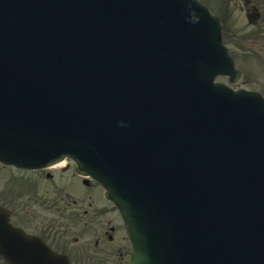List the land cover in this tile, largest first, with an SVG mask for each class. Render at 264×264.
Returning <instances> with one entry per match:
<instances>
[{
    "label": "water",
    "instance_id": "water-1",
    "mask_svg": "<svg viewBox=\"0 0 264 264\" xmlns=\"http://www.w3.org/2000/svg\"><path fill=\"white\" fill-rule=\"evenodd\" d=\"M139 1L143 0H115L114 19L126 18L132 21L142 33L147 26L158 30L157 21H149L139 16ZM16 3L18 0H0V52L8 54L11 51L17 52L16 49L27 53H32V50L45 53L55 51L52 45L45 44L35 33L19 30V16L23 13L13 8ZM150 5L151 3H148V8ZM170 33L174 34L173 42L179 46L177 56L169 58V67H173L171 76L169 81L165 79V84L160 85L159 82L161 88L157 100L146 99L144 105L152 103L155 106L149 118L146 117L149 110L136 111V117L140 121L141 118L148 120L146 129L140 131L147 133L138 137H125L124 133L119 148L110 154L111 159L119 166L127 164V159L137 158L133 170H113L117 179L97 165V170H92L79 161L82 156L76 149L79 148L76 136L64 137L57 142L49 137L42 140L45 141L43 144L31 138L28 129H16V103L19 106L18 111L26 115L43 114L46 111L33 108L28 99L23 98L7 104V98H0V104L3 105L0 106V157L11 159L13 156L20 163L31 165L40 164L41 159L45 158L55 160L68 152L79 158L80 169L88 171L105 184L108 189L106 194L121 208L132 240L131 260L126 264H206V257L211 255L210 249L219 250L220 245H239L240 237L228 229L226 220L225 224H218V214L223 212L221 223L226 219L230 208L237 209L246 202L252 207L241 211L238 221L235 219V223L244 225L251 213L257 212L251 203L259 200V196L255 191L249 190L247 185L252 183L258 186L263 183L258 169H255L254 155L246 153V147L243 151L249 155L250 160L247 172L240 171L241 162L234 157L229 162V168L226 162H223L221 170L223 167L227 170L215 172L208 167V160L205 162L206 158L199 154L200 150L193 147L194 144L185 142L189 138L186 134L197 130V125L191 123L193 116L203 118L204 113L211 110L208 98L211 97L213 103L214 95L217 94L216 85L212 83L215 73L223 72L226 68L231 69L226 50L220 44L218 19L211 15L205 6L193 0L189 15L182 20L177 34ZM127 36L131 44L134 43L138 48H151L144 38L128 34ZM111 37L113 39L117 36ZM18 39L20 41H17ZM109 45L114 48L113 40L109 41ZM77 53H80L81 57L85 56V50ZM53 60L54 57L48 65L34 62L30 65L21 64L19 68L28 71L26 76H29L30 87L48 81L53 87V92L61 95L67 88L70 76L65 71L63 60ZM133 63V56L119 61L115 59L101 71L113 69L116 76H123L125 71L131 73ZM3 64L8 62L4 61ZM45 67L53 71L47 72ZM1 70L3 77L0 76V83L3 78L8 77L6 70ZM125 89L127 88L119 90L126 93ZM98 94L108 102L103 105V112H129L126 104L117 95L107 97V90L103 88L99 89ZM252 96L254 97V94ZM236 109L237 113H244L241 108L238 110V106ZM203 122H206L204 118ZM33 127L37 131L35 124ZM261 130L260 126L253 127V133H259ZM46 142L49 150L53 151L47 153ZM256 142L257 145L263 146L258 140ZM263 149L264 147H260L259 153ZM31 152L40 153V156L36 158ZM261 155L264 157V151ZM251 172L253 177L248 179ZM211 190L215 191L212 196L208 192ZM223 201L225 205H222ZM231 202L236 204L231 206ZM234 214L237 216V212ZM214 220L215 224L209 226ZM223 231L225 232L221 236L219 233ZM209 236L211 239L216 237L219 244H211ZM25 254L26 252L23 255ZM53 259L48 257L47 262L51 263Z\"/></svg>",
    "mask_w": 264,
    "mask_h": 264
},
{
    "label": "flooded vegetation",
    "instance_id": "flooded-vegetation-1",
    "mask_svg": "<svg viewBox=\"0 0 264 264\" xmlns=\"http://www.w3.org/2000/svg\"><path fill=\"white\" fill-rule=\"evenodd\" d=\"M27 172L29 175L25 176L21 170L9 166L6 172L2 173V179L0 178V211L3 213L1 219L4 222L8 219L11 224L7 225L11 229L18 226L27 232L39 233L56 250L68 249L69 237L78 224H28L31 220L29 212L33 209H22V206L30 207L47 203L50 210L57 213L62 209L58 203L67 199L63 195L66 192L63 183L48 173L32 174V171ZM24 176L27 181L26 185L35 188V190L21 196V179ZM38 184H40L39 192L36 189ZM80 203H83V200L74 199L72 207L77 208ZM88 204L92 205V201L90 200ZM26 218L29 219L23 220ZM1 257L0 264H8Z\"/></svg>",
    "mask_w": 264,
    "mask_h": 264
},
{
    "label": "rangeland",
    "instance_id": "rangeland-1",
    "mask_svg": "<svg viewBox=\"0 0 264 264\" xmlns=\"http://www.w3.org/2000/svg\"><path fill=\"white\" fill-rule=\"evenodd\" d=\"M211 3L214 5L218 2L219 4L222 2L224 5V8L229 7L230 9V15H229V21H230V28L231 31L234 32L235 37L230 40L234 42V47L238 50L236 51L238 54H257V56L260 53H257V49L261 48V51H264V17L263 14L258 20H252L250 23L246 20L244 16V10L247 7V5H243V0H210ZM253 4L258 3V0H253ZM257 6V5H256ZM231 11H233L234 14H231ZM239 21V27H235L233 25L234 20ZM250 25L248 26L247 24ZM239 34V35H237ZM248 36V37H246ZM230 38V37H229ZM261 55L264 57V52L261 53ZM127 247V243L124 241H120L117 245V254L113 255L111 257V260H109L108 264H121L122 259L125 256L120 257V252L125 253Z\"/></svg>",
    "mask_w": 264,
    "mask_h": 264
},
{
    "label": "bare ground",
    "instance_id": "bare-ground-1",
    "mask_svg": "<svg viewBox=\"0 0 264 264\" xmlns=\"http://www.w3.org/2000/svg\"><path fill=\"white\" fill-rule=\"evenodd\" d=\"M208 63V62H207Z\"/></svg>",
    "mask_w": 264,
    "mask_h": 264
}]
</instances>
